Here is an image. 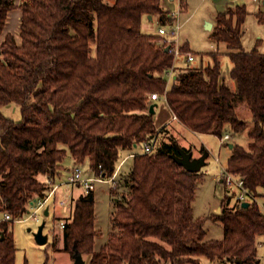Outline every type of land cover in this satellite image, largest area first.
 Wrapping results in <instances>:
<instances>
[{
  "label": "trees",
  "instance_id": "trees-1",
  "mask_svg": "<svg viewBox=\"0 0 264 264\" xmlns=\"http://www.w3.org/2000/svg\"><path fill=\"white\" fill-rule=\"evenodd\" d=\"M16 8L21 42L11 33L0 41V214L12 218L0 222V264H15L10 225L34 199L47 196L68 156L108 178L131 154L122 182L128 192L114 203L107 240L95 249L91 190L73 199L62 250L73 256L76 249L87 264H199L201 257L256 264L257 237L264 235V213L255 200L264 189V54L243 50L246 7L218 13L212 27L211 36L229 50L228 77L215 55L206 67L179 65L173 44L142 31L143 16L173 23L160 0H20L18 6L0 0V36ZM255 18L264 30V11ZM179 50L191 54L186 42ZM152 93L193 133L221 139L227 125L237 134L247 130V148L232 144L226 171L243 180L251 199L246 208L209 217L223 226L221 239L204 240L206 218L192 215L199 172L173 159L179 149L190 150L168 130L160 138L164 130L148 112ZM235 102L246 104L249 118L238 116ZM10 104L19 106V121L3 114ZM153 137L155 151L141 154Z\"/></svg>",
  "mask_w": 264,
  "mask_h": 264
},
{
  "label": "rangeland",
  "instance_id": "rangeland-1",
  "mask_svg": "<svg viewBox=\"0 0 264 264\" xmlns=\"http://www.w3.org/2000/svg\"><path fill=\"white\" fill-rule=\"evenodd\" d=\"M108 4H112L114 0H105ZM264 0H160L161 7L169 15L175 13L173 23L157 24L156 15L152 21L146 19L142 23L146 26L144 32L150 34H158V28L163 27L167 30L166 38L175 39L178 45L186 42L191 53L194 56V61H186L185 55H180L177 58V64H188L192 67H206L213 64V56L215 55L220 63L221 73L228 77L230 70L229 50L223 42H217L212 36V29L205 28V22H215L218 13L226 10H234L238 6L244 5L248 12L247 18L242 27V47L246 52L256 48L261 54H264V30L260 25L255 14L259 11H264ZM175 25H180L174 33L170 29ZM228 84L232 89L236 88V84L228 80ZM159 105L163 104V100L157 101ZM237 113L240 118H249V110L244 102H235ZM3 114L13 121L21 119L19 106L10 104L2 109ZM181 128V131L179 130ZM168 132L175 138L179 146L187 147L191 152L193 159L199 158L205 154L204 165L201 167L196 183L194 200L192 202V215L196 217H205L204 240L221 239L223 237V226L219 221H214L210 216L219 215L223 208H233L235 190L232 194L226 188V181L222 171H226V163L231 150L229 144H237L247 148L249 138L247 130L243 133H234L230 126L227 125L223 131V135H228L227 140H222L212 134H197L191 132L186 127L182 126L177 120L172 124ZM167 131H163L160 138L163 139L168 135ZM160 142V141H159ZM126 153H122L124 155ZM121 168L122 176L116 182V186L111 187V184L95 183V228L98 235L95 239V249L103 244L111 233L112 213L115 209V201L127 195L128 186L121 184L127 181L129 170L131 167V158ZM70 158H66V167L70 165ZM82 169L89 168V172L93 174L88 162L78 164ZM233 175V174H232ZM235 178L237 176L233 175ZM65 179H57L58 183ZM66 187H63L65 194ZM76 194L82 193L81 189L75 188ZM79 189V190H78ZM75 193V190L73 194ZM62 192L56 194V199L61 198ZM250 201L251 198H247ZM262 210L264 206V189L258 190V196L255 199ZM53 199H50L46 206H50L48 216H40L39 220H34L25 214L18 221L11 223L10 230L13 234L14 244L16 247L15 264H73V258L70 253L62 250L63 248V231L60 224L64 220V216L57 213L58 205L53 206ZM218 210L213 212V208ZM72 212V209L71 211ZM3 214H0V219ZM45 222L43 234L47 236V242L43 245L36 243L34 233L39 225ZM85 264L88 263V257L82 256ZM190 264V263H187ZM200 264H237L234 262H224L220 260L211 261L208 258L202 257ZM264 264V257L261 263Z\"/></svg>",
  "mask_w": 264,
  "mask_h": 264
},
{
  "label": "built area",
  "instance_id": "built-area-1",
  "mask_svg": "<svg viewBox=\"0 0 264 264\" xmlns=\"http://www.w3.org/2000/svg\"><path fill=\"white\" fill-rule=\"evenodd\" d=\"M175 13H170L169 16L171 17H175ZM156 23L159 24V18H157ZM180 25H175L174 27H172L170 29L171 33H174L176 29L179 28ZM167 33V30L163 27H159L158 28V36L161 37L162 42L163 43H167V44H173L174 46L171 48V52L174 53L175 57L178 58L181 55V52L179 50L180 45L177 44V42L175 41V39H172L170 37L166 38L165 35ZM186 61L191 62L194 61V56L193 54H188L186 57ZM168 81L167 83H170V77L172 72H168ZM159 99H162L163 101H165V99L163 97H160L157 93H152L149 96V102L150 104L153 101H158ZM173 120L176 119L175 116L172 117ZM228 139V135H223V137L221 138V143L222 140H227ZM156 145H157V139L156 137H153L150 141V143H144L143 144V148L141 150V154H151L152 152L155 151L156 149ZM133 154L128 155V156H124L123 158H121L119 160V162L116 165L115 171L114 173L106 178L104 176L101 175V173H99L98 175H93V176H85L82 173V169L79 166H75L73 168V172H72V177L68 180H64L62 182H56V184L51 188V190L48 192L47 196H45L44 198H36L34 199L29 208H28V217L34 220H39L40 216H44V210L46 208H48L49 206H46L47 203L49 202L50 199H53V206L56 204L58 205V207H64L68 200L71 198V192L68 191L67 193H65L64 195H62L61 198H59L58 200L56 199V194L58 193V190L61 187H67L70 188L72 186H78L81 188L82 190V194L86 195L89 191L94 190L95 188V183H106V184H111V187L116 186V177H117V173L119 171V168L121 167V165L130 157H132ZM225 177V181H226V188L228 190V192H230L232 194V190H235L236 193L234 194V203L236 206H240L242 204V202H246L248 201V193L244 188L243 185V180L240 178H235L232 174H230L227 171H222ZM262 212L264 213V206L262 207ZM48 216V215H47ZM17 220H13V222L18 221ZM2 221H12V218L7 214V213H3V216L0 219V222ZM64 223L62 222L60 224V228L63 229L64 227ZM263 248H264V243L262 244Z\"/></svg>",
  "mask_w": 264,
  "mask_h": 264
},
{
  "label": "crops",
  "instance_id": "crops-1",
  "mask_svg": "<svg viewBox=\"0 0 264 264\" xmlns=\"http://www.w3.org/2000/svg\"><path fill=\"white\" fill-rule=\"evenodd\" d=\"M20 3V0H15V5L18 6ZM264 4V3H263ZM20 15H21V12H20V9L19 8H16V9H13L12 11H10L7 15V19H6V24H5V27H4V30L0 36V41H2L4 39V36L7 34V33H11L13 36H14V39L16 41V43L19 45L20 44V37H19V24H20ZM155 16L153 17H146V16H143L142 17V20L143 19H146L148 21H152L153 18H155ZM170 20H172L174 22L175 18L174 17H171L170 16ZM214 25V23H212ZM146 25H144L142 23L141 25V29L142 31L144 32L145 30V27ZM154 35V34H153ZM156 36H158V34L156 33L155 34ZM185 43V42H184ZM182 45V44H181ZM192 54V53H191ZM224 75V74H223ZM235 84V82H232ZM235 89V88H234ZM155 103H157V101H155ZM173 115L170 113V111L165 107L164 103L159 105L157 103V107L155 108V113H154V124L156 126V128L159 130H167V129H170L172 124L175 123L176 119L173 120L172 119ZM181 131V128L179 129ZM192 132V131H191ZM183 147V146H182ZM186 149H188L187 147H184ZM125 156V155H124ZM123 156V157H124ZM122 157V158H123ZM129 159H127L122 165L121 167L119 168V171L117 173V177H116V182H118V180L121 178L122 176V172H121V168H123L124 164H126V162L128 161ZM70 165L73 164L72 161L69 162ZM67 165L64 166V168L62 169V171L60 172V175L59 177L57 178L58 180L59 179H65V180H68L72 177V172H73V168L76 166L73 164V167L70 168V167H66ZM80 167V166H79ZM81 168V167H80ZM82 169V168H81ZM82 173L83 175L85 176H93L94 174L90 173L89 172V168H87L86 170L85 169H82ZM40 179L42 180H45V177L44 176H41ZM58 182V181H57ZM120 183L122 184L121 180H120ZM105 184V183H103ZM79 188L81 189L80 187L78 186H72L70 188H67L65 193H67L68 191L71 192V198L68 200L67 204L64 206V207H59L57 213L60 214L61 216H64V220H62L63 222H65L67 219H69V217H71V214L72 212L71 209L73 210V199H76L79 195H81L82 193L80 194H76V190L75 188ZM63 187H61L59 190H58V195L59 193L62 192V195L63 194V190H62ZM78 189V190H79ZM95 189V188H94ZM75 190V193L73 194ZM82 191V190H81ZM62 197V196H61ZM48 209V215L50 213V209H52L50 206L47 208ZM216 210H218L217 207H214L213 208V211L211 212V214L213 212H215ZM197 218V217H196ZM264 243V235H261L259 237H257V262L256 264H260L261 263V259L264 257V248L262 246V244ZM202 258V257H201ZM201 258H199V264L201 262ZM191 264V263H190ZM238 264V263H237Z\"/></svg>",
  "mask_w": 264,
  "mask_h": 264
},
{
  "label": "water",
  "instance_id": "water-1",
  "mask_svg": "<svg viewBox=\"0 0 264 264\" xmlns=\"http://www.w3.org/2000/svg\"><path fill=\"white\" fill-rule=\"evenodd\" d=\"M213 27V24L211 22L206 21L205 22V28L208 30H211ZM168 48H165V51H167ZM157 107V103L153 102L149 105L148 112L150 114L155 113V108ZM232 147V144H229V148ZM173 159L177 162L178 165L182 166L184 169L191 171V172H199L201 167L204 165V159L205 154L200 156L199 158L193 159L191 157V152H186L182 149H179V156L173 155ZM249 206V202H242L241 207L246 208ZM44 215H48V209L46 208L44 210ZM45 226V222H42L37 231L34 233V238L36 240V243L39 245H43L47 242V236L43 234V228ZM3 236L1 235L0 238ZM73 264H85V260L83 259L82 255L75 249L73 252ZM236 263L242 264L241 261L235 260Z\"/></svg>",
  "mask_w": 264,
  "mask_h": 264
}]
</instances>
